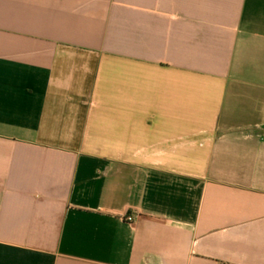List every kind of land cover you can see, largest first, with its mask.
I'll use <instances>...</instances> for the list:
<instances>
[{
	"label": "crops",
	"instance_id": "1",
	"mask_svg": "<svg viewBox=\"0 0 264 264\" xmlns=\"http://www.w3.org/2000/svg\"><path fill=\"white\" fill-rule=\"evenodd\" d=\"M0 264H264V0H0Z\"/></svg>",
	"mask_w": 264,
	"mask_h": 264
},
{
	"label": "built area",
	"instance_id": "2",
	"mask_svg": "<svg viewBox=\"0 0 264 264\" xmlns=\"http://www.w3.org/2000/svg\"><path fill=\"white\" fill-rule=\"evenodd\" d=\"M122 220L127 221V222H132L133 221V216H122Z\"/></svg>",
	"mask_w": 264,
	"mask_h": 264
}]
</instances>
